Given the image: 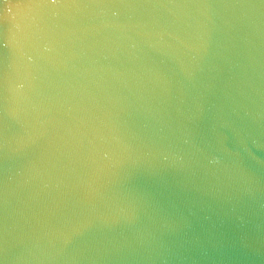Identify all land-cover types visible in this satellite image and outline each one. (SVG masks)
I'll return each instance as SVG.
<instances>
[{"label": "water", "instance_id": "1", "mask_svg": "<svg viewBox=\"0 0 264 264\" xmlns=\"http://www.w3.org/2000/svg\"><path fill=\"white\" fill-rule=\"evenodd\" d=\"M0 264H264V0H0Z\"/></svg>", "mask_w": 264, "mask_h": 264}]
</instances>
